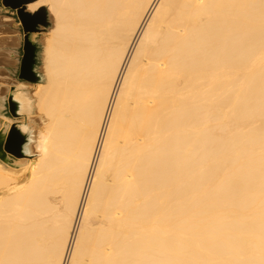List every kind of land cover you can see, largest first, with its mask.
<instances>
[{"label":"bare ground","instance_id":"obj_1","mask_svg":"<svg viewBox=\"0 0 264 264\" xmlns=\"http://www.w3.org/2000/svg\"><path fill=\"white\" fill-rule=\"evenodd\" d=\"M41 7L46 122L0 160V264H264V0Z\"/></svg>","mask_w":264,"mask_h":264},{"label":"rangeland","instance_id":"obj_2","mask_svg":"<svg viewBox=\"0 0 264 264\" xmlns=\"http://www.w3.org/2000/svg\"><path fill=\"white\" fill-rule=\"evenodd\" d=\"M9 9L1 6L0 4V62L4 61H11L12 63V71H13V81L9 85V90L11 86H16L18 88V93L20 96H25L28 99V107L24 110V115L18 116L16 118L12 117L7 109V104L5 102L6 106V117L10 120L6 122H0V127L6 123V128H8L11 124H15L17 128L21 129L19 127V123H24L29 126V133H25L26 138L29 135H31V143L29 149H31V157L36 155V153L33 151L32 143L36 136V131L38 128L43 127V124L46 122L44 120L43 116H39L35 112V107L33 106L34 103V97L31 95V91L34 87V83L28 82L22 79L18 78V72H19V56L21 58L22 56V44L23 43V31L20 27L19 21L15 18L14 15L9 14ZM46 13V19L47 24L42 26L39 25V30L36 32L31 33V38L37 45V57H36V63H35V70L37 75L39 76V81L41 82L44 80V75L42 71V63H43V40L46 32L48 31V28L51 26V17L48 15V12L45 9ZM8 18V19H4ZM12 28H15L14 30ZM16 33V34H15ZM15 34V35H14ZM22 35V36H21ZM18 82V83H17ZM37 83V82H36ZM19 84V85H17ZM9 93V91H8ZM8 95V94H7ZM7 98V96H6ZM6 101V99H5ZM28 141V140H27ZM25 155L21 157H17L14 159V167L20 168L23 167L25 164V161H27L28 157L30 156L28 153L24 152Z\"/></svg>","mask_w":264,"mask_h":264},{"label":"water","instance_id":"obj_3","mask_svg":"<svg viewBox=\"0 0 264 264\" xmlns=\"http://www.w3.org/2000/svg\"><path fill=\"white\" fill-rule=\"evenodd\" d=\"M34 0H0L1 6L9 7L15 10L23 31L22 56L18 72V78L36 83L39 81V76L35 70L36 63V44L31 38V33L39 30L38 25H46V13L43 7L28 11L27 4ZM18 88L11 86L6 98V104L9 114L16 118L24 115V106H21V101L18 96ZM20 109V110H19ZM27 142L26 135L15 124H11L8 128L3 124L0 127V160L8 162L12 166L14 159L24 156V145ZM16 166V165H15Z\"/></svg>","mask_w":264,"mask_h":264},{"label":"crops","instance_id":"obj_4","mask_svg":"<svg viewBox=\"0 0 264 264\" xmlns=\"http://www.w3.org/2000/svg\"><path fill=\"white\" fill-rule=\"evenodd\" d=\"M8 12H9V14L13 15V12L11 11V9H9ZM12 29L14 30L15 28H12ZM19 59L21 61L20 56H19ZM20 61H19V67H20ZM11 67H12L11 61L0 62V97H3L2 101L0 102L1 103V106H0V122H5V120L7 119L5 99H6V96L8 94V91H9V85L13 81V78H12L13 71H12Z\"/></svg>","mask_w":264,"mask_h":264},{"label":"flooded vegetation","instance_id":"obj_5","mask_svg":"<svg viewBox=\"0 0 264 264\" xmlns=\"http://www.w3.org/2000/svg\"><path fill=\"white\" fill-rule=\"evenodd\" d=\"M27 7V6H26ZM5 8H8V9H11V8H9V7H5ZM11 11L13 12V15L15 16V18L18 20V18H17V16H16V13H15V10H13V9H11ZM19 21V20H18ZM20 24V23H19ZM39 26V25H38ZM37 26V27H38ZM20 27H21V25H20ZM22 29V28H21ZM23 44V43H22ZM36 44V43H35ZM36 47H37V45H36ZM37 49V48H36ZM37 51V50H36ZM20 110V109H19Z\"/></svg>","mask_w":264,"mask_h":264}]
</instances>
